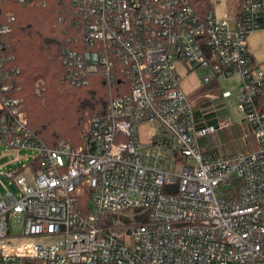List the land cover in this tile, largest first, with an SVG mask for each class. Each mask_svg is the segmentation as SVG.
I'll use <instances>...</instances> for the list:
<instances>
[{
    "label": "built area",
    "instance_id": "obj_1",
    "mask_svg": "<svg viewBox=\"0 0 264 264\" xmlns=\"http://www.w3.org/2000/svg\"><path fill=\"white\" fill-rule=\"evenodd\" d=\"M9 1L45 2L0 0ZM67 8L78 37L59 52V83L85 88L101 74L115 95L88 120L81 145L37 140L5 40L15 16L0 11V144L38 152L29 179L24 168L0 172L20 191L0 198V264H264V68L249 64L248 50L250 34L264 31V0H207L199 11L188 0H68ZM191 71L214 88L237 79L238 123H208L207 110L231 94L194 105L179 81ZM144 125L153 130L146 142ZM237 126L250 149L216 153L217 133ZM16 215L22 233L13 237Z\"/></svg>",
    "mask_w": 264,
    "mask_h": 264
},
{
    "label": "trees",
    "instance_id": "obj_2",
    "mask_svg": "<svg viewBox=\"0 0 264 264\" xmlns=\"http://www.w3.org/2000/svg\"><path fill=\"white\" fill-rule=\"evenodd\" d=\"M188 2L198 11L207 6V0H188ZM66 6H68V0H45L44 4L39 7L16 5L10 1L0 2L1 12L5 14L11 12L15 16V21L11 25L12 30L5 40L10 55L14 56L10 65L20 71L13 80L14 85L19 88L17 96L23 100L24 110L28 115L29 129L37 140L45 143L48 147H54L63 141L61 138H67L56 133L50 124L48 118L50 97L65 89H77L59 83L64 71L59 61V52L61 48L73 46L72 39L78 37L77 31L70 23V11L68 8L67 12L64 11ZM17 9L20 12H17ZM21 15L22 17H20ZM37 76L41 78L39 85L43 88L40 96H36L33 90V83ZM114 85H119V83ZM212 88L214 87L211 86L207 90ZM204 89L202 88V90ZM77 90L83 92L69 95L73 99L72 107L74 106L75 113L71 127L74 134L72 139L68 138L69 140L75 139L73 124L78 116L86 118V127L88 120L95 113L105 110L110 99L115 95V91L103 81L101 74L90 76L89 85ZM41 97L44 99L43 104H40ZM208 121L209 124L214 123L213 120ZM86 131L79 141L80 144L63 142L79 146L82 144ZM35 166L33 161L31 167L34 171ZM86 208L87 201L83 198L80 201L79 209L86 212Z\"/></svg>",
    "mask_w": 264,
    "mask_h": 264
},
{
    "label": "rangeland",
    "instance_id": "obj_3",
    "mask_svg": "<svg viewBox=\"0 0 264 264\" xmlns=\"http://www.w3.org/2000/svg\"><path fill=\"white\" fill-rule=\"evenodd\" d=\"M19 9H17V12ZM223 8L218 6L217 14L222 15ZM22 17V15L20 16ZM202 75V72L200 71H191L186 76H183L180 74L179 81L180 86L183 92L186 95H189L191 99H195L196 102L193 104H199L201 103L205 95L204 94H218L219 96H222V93H230L232 94L231 97L223 99L222 97L216 102H214V107L216 108V111L218 112V115L222 118H226L231 120L233 123H238L241 119L240 114L237 111V108H235V102H234V90L237 83L236 79H230V80H222L218 84L216 88L208 89L209 86H203L202 81L200 80ZM41 78L36 77L34 85V93L36 96V84H40ZM202 87H205L204 90H202ZM61 88V87H60ZM41 89V88H40ZM62 89V88H61ZM197 91V92H196ZM80 92H83L82 90H74L72 88L62 90L61 93L56 94L55 96L50 97L51 103L49 109V121L52 125V128L56 133L64 135L67 138H61L63 141L73 142L75 144H80V140L82 136L84 135L86 131V118H79L78 116L76 122L73 124L75 126V139L69 140L68 138L72 139L71 137L74 134V131L72 130V121L74 119V106L72 107V101L73 99L69 96L71 93L79 94ZM196 92V93H195ZM40 99V98H39ZM44 103V99L41 97L40 104ZM212 110V109H211ZM214 111V109H213ZM215 111V112H216ZM242 128L239 126L232 127V129H228L225 132L217 133L216 137L218 142V147L216 150V153L221 154H232L237 151H247V147L250 144V146L253 143V139L250 137L249 141H244L240 135L243 134ZM152 127L150 125H144L139 127V136L140 140L143 142H146L147 138L152 136ZM62 141V142H63ZM203 145L205 147H208V149L212 146L209 139H204L202 141ZM247 145V147H245ZM250 149V147H248ZM162 156L166 157L168 154L164 152V150H161L160 153ZM38 157V152L35 150H17V149H11L8 146L1 145L0 144V172H3L4 170H12L14 168H24L25 172L24 174H27V178L29 179V170H31V163ZM184 161L178 160L176 165L174 166V170H180L181 166ZM8 192H11L13 196H17L19 194L18 188L15 187V184L9 179H6L3 176H0V198H5L6 194ZM128 215H132V212H126ZM21 224H22V217L15 216L9 219L7 226L9 228L10 235L13 237H16V235H20L22 233L21 231ZM24 239L19 238L14 240V244L19 243L23 241ZM42 242H53L55 241V238H46L44 240H39Z\"/></svg>",
    "mask_w": 264,
    "mask_h": 264
},
{
    "label": "crops",
    "instance_id": "obj_4",
    "mask_svg": "<svg viewBox=\"0 0 264 264\" xmlns=\"http://www.w3.org/2000/svg\"><path fill=\"white\" fill-rule=\"evenodd\" d=\"M248 50H249V64L253 68H258V67L264 68V31H258V32L250 34V36L248 38ZM209 87H211V86H209ZM202 88L204 89L205 87H202ZM236 90H237V83H236L235 90L233 93L234 97H235ZM207 111H208L207 112L208 113L207 120L215 121L217 118L222 119V117H220L218 115V112H217L218 110L216 111V108H214V111L213 110H207ZM248 147H250V146H248ZM248 147H247V150H249ZM242 151H244V150H242Z\"/></svg>",
    "mask_w": 264,
    "mask_h": 264
}]
</instances>
